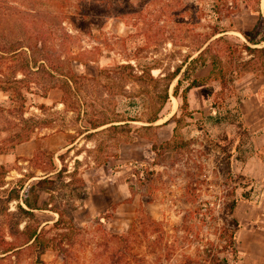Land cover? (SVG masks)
I'll return each instance as SVG.
<instances>
[{"label": "trees", "instance_id": "obj_1", "mask_svg": "<svg viewBox=\"0 0 264 264\" xmlns=\"http://www.w3.org/2000/svg\"><path fill=\"white\" fill-rule=\"evenodd\" d=\"M154 1L63 0L60 4L45 5L33 0H0V92L11 94L19 112L18 123L8 125V138L0 141V146L8 142L9 148H13L31 140L32 135L37 141L38 137L43 140L55 133L68 134L70 139L66 147L71 146L56 157L61 164L60 169L54 154H47L49 168L43 169V175L37 178L33 174L23 175L9 189L3 188L9 170L0 165L1 210L4 216H13L9 204L16 202L17 214L33 218L34 211L41 209L37 204L39 193L51 192L55 180H60L67 172L65 156L80 139L92 140L93 148L86 153H97L92 160L95 167L106 165L109 159L118 157L120 144L124 140L135 139L133 132L152 130L154 124L168 113L169 91L175 81L172 95L179 102L180 115L171 117L174 123L172 138L152 143L153 166L158 159L171 160L173 164L184 161L181 166L186 178L181 188L183 199L186 204L197 206L184 211L178 230L183 234L175 236L174 240L163 221L143 214L134 218L126 233L109 231L96 222L99 239L94 249L100 250L104 264H235L241 258L236 236L239 223L233 217V211L239 201H252L255 192L253 181L233 171L232 152L229 151L223 167L214 170L215 175L223 174V189L213 202L206 201V204L216 205L218 210L203 208L200 191L207 181L198 177L201 165L196 161L199 156L194 147L197 140L181 138L177 133L185 117L192 119L188 110V90L197 82V79H192V73L205 67L207 62L211 66L208 76L215 75L220 84V94L227 89L233 72H243L240 69L232 71L236 53L249 56L247 60L239 56L244 72L264 75V17L259 8L260 0H197L196 18L199 23L196 28L200 29L187 35L188 43L184 47L189 51L171 72L153 76V69L163 71L159 66L162 64L155 58H151V66L125 63L101 69L92 77L74 72L73 62L83 64L78 58L82 48L73 50L78 35L92 36V27L98 26L101 21L118 17L132 32L150 39L165 26H174L177 30L179 18H184L185 14L190 16L187 0H157L160 1L159 7ZM253 2L257 15L254 26L242 33L243 40L229 35L232 29L228 22L238 12L240 4L250 5ZM134 57L138 58L136 53ZM158 85L161 89L157 91ZM151 87L155 89L150 90ZM54 89L61 95L58 101L63 106L61 111H55L52 117L24 116L25 93L46 97ZM215 107V103L211 105L212 109ZM38 109L43 114L50 110L43 104ZM220 119L218 115L205 117V120L214 123H220ZM241 126L238 120L235 127L241 129ZM14 127L17 129L11 132ZM101 135H109L113 139L98 140ZM111 140L114 142L112 145ZM230 143L231 139L226 136L214 141L224 152ZM6 151L7 148L0 147V153ZM82 151L77 150L75 154L79 155ZM34 155L35 161L39 154ZM86 156L90 158V155ZM77 164L75 160L73 170L68 173L72 179L78 174ZM144 172L147 177L143 176ZM153 174L147 165L135 166L133 179L128 185L130 200L142 187L146 189L143 201H152L159 188L158 183H154L156 178ZM170 179L167 184H170ZM76 180L84 187L82 178ZM239 188L241 191H238ZM53 212L58 218L51 224L31 227L26 223L22 230L16 227L14 232L23 238L20 244L7 241L6 235L0 233V254H12L23 247L44 246L45 231L57 229L61 232L51 239V248L59 253L65 264L69 243L81 236L83 231L71 219H64L60 211ZM203 226L211 230L208 237L200 232ZM185 246L193 247L192 254L182 250ZM46 249L47 246H44L42 251Z\"/></svg>", "mask_w": 264, "mask_h": 264}, {"label": "rangeland", "instance_id": "obj_2", "mask_svg": "<svg viewBox=\"0 0 264 264\" xmlns=\"http://www.w3.org/2000/svg\"><path fill=\"white\" fill-rule=\"evenodd\" d=\"M33 1L45 5H56L62 3L63 0ZM196 2L197 0H187L190 16L188 17L184 13V18H179L177 30L174 26L171 28L165 26L164 30L156 31L157 33H154L150 39L142 34L132 32L130 27L118 17L101 21L98 26L92 27V36L78 35L75 42L76 47L73 50L77 51L78 49L79 51L82 48L78 58L83 64L73 62L74 72L77 75L92 77L101 69L125 63L131 65L141 63L143 64L141 66H151L149 65L151 58L159 61L162 64L159 66L163 70L153 69V76H158L161 72L173 71L189 51L184 47L188 43L187 35L200 29L196 28L199 23L196 18L198 13ZM154 4L159 7L160 1L155 0ZM254 8V2L250 5L240 4L238 12L228 22L232 29L229 35L243 40L242 33L249 31L256 23L257 15ZM261 12L264 13V4L261 6ZM135 53L138 58L134 57ZM239 56L244 58L243 60L249 59L246 53L235 54L232 71L240 69L239 71L243 70V72L239 74L233 72L223 94H220V84L215 80V75L208 76L211 70L209 62L205 67L192 73V79H197V82L192 84L188 90V110L192 113V119L185 117L177 133V136L181 138L193 139L195 142L197 140V144L194 145L199 152L196 161L201 165L198 177L205 179L208 183L201 186L200 197L203 208L218 210L216 205L206 204V201L213 202L214 197L223 189L221 186L224 180L223 174L215 175L214 170L225 163L229 151L232 152L233 171L241 175L246 174V163L253 156L254 149L252 136L246 130L248 125L252 130L257 129V132L260 131V133L264 130V75L251 73L247 70L244 72L245 67L240 64L242 59H239ZM19 77L20 75H18ZM174 85L175 81L169 91L168 113L166 112L163 118L154 124L155 127L152 130L133 132L132 135L135 139L124 140L119 146L118 157L109 159L106 165L95 167L92 160L97 153H86L93 148L92 140L80 139L76 147L65 156L64 163L67 172L60 180H55L51 192L42 191L39 193L37 204L41 209L34 211L33 218L17 214L14 207L16 202L9 204V211L14 215L4 216L1 208L3 204H0V233L6 235V240L20 244L23 238L14 232L16 227L22 230L26 223L31 227H35L37 224H51L58 218L53 212L56 210L63 214L64 219H71L83 231L81 236L75 237L69 243V253L65 264H104L102 263L103 258L99 255L100 250L94 249L96 241L99 239L96 222L109 231L126 233L134 218L143 214L152 219L163 221L165 228L172 233V240L175 239V236H181L183 232L178 230L184 211L197 206V204L188 205L183 199L181 188L186 178L181 166L184 161L179 163L176 161L177 164H173L171 160L158 159L157 164L153 166L155 157L151 151L152 143H161L172 138L174 123L171 121V117L180 115L179 102L172 95ZM153 89L155 88H150V90ZM160 89L161 85H158L155 90ZM25 96V117L32 115L52 117V113L61 111L63 108L58 103L61 95L56 89L50 91L46 97L29 93H25ZM11 98L10 93L0 92V141L8 138L9 130H6L8 125L18 123L19 112L16 103ZM214 103L216 107L212 109L211 105ZM41 104L50 110L43 114L38 109ZM209 115H218L221 117V122L214 123L212 120H205V117ZM54 116L60 118L59 115L54 114ZM238 120L241 121V129L235 127ZM15 129L17 128L14 127L11 132ZM34 136L32 135L30 141H36ZM224 136L231 139L225 152L214 144V141ZM107 138L113 139L109 135L108 137L106 135L97 137L98 140L103 141H106ZM69 139L70 136L66 133L51 134L49 138L43 140L38 137L37 143L34 142L35 151L30 157L27 156L29 151L27 148L16 150L14 147L11 150L10 144L4 142L0 147L7 148L5 164L9 173L5 178L3 188L14 187L16 181L23 175L33 174L36 176L35 178L43 175V169L49 168L46 155L52 153L54 157H57L65 153L71 147H66ZM111 141L112 145L114 142ZM77 150L83 151L76 155ZM35 153L39 154V157L34 161ZM86 155H90V158ZM27 159L30 161H25ZM75 160L78 161V174L75 179H72L68 173L73 170ZM56 163L60 169L59 160L56 159ZM138 164L147 165L156 178L154 183L159 185L156 196L149 203L143 201L146 189L142 187H139L137 195L130 200L128 185L133 179L132 171ZM143 176L147 177L146 172L143 173ZM76 178L84 180V187ZM168 179H170V184H167ZM32 180H29L26 185ZM253 184L259 194L263 192L264 183L253 181ZM238 191L241 189L239 188ZM259 194L253 195L251 203L239 202L233 212V217L239 223L236 236L241 258L235 264H264V214L257 206L261 197L258 198ZM0 195H2L1 192ZM60 232L61 230L57 229L45 231L43 238V241H46L44 246H47L45 251H42L44 246L23 247L12 254H0V264H63L62 257L54 251V248H51V239ZM200 232L203 236L208 237L211 230L203 226L200 228ZM182 250L192 254L193 247L185 246Z\"/></svg>", "mask_w": 264, "mask_h": 264}, {"label": "crops", "instance_id": "obj_3", "mask_svg": "<svg viewBox=\"0 0 264 264\" xmlns=\"http://www.w3.org/2000/svg\"><path fill=\"white\" fill-rule=\"evenodd\" d=\"M263 4H264V0H260V4H259L260 12H261V6ZM261 13L264 17V13L263 12H261ZM263 46H264V44H263ZM246 130L249 131L250 136H252V140L254 141V144H253L254 149H253V156L247 160L246 167H245V173H246L245 175L247 178H249L250 180H252L254 182L264 183V130L262 131V133H260V131L257 132V129L252 130L249 125H248V129L246 128ZM50 136L51 135H49L47 137L49 138ZM47 137H45L44 139H46ZM34 142H35V144L37 143L36 141H34ZM34 142L29 140L27 142L17 144L14 147L16 150H18L20 148H27L29 150L27 156L30 157L33 155L35 148H36V146L34 145ZM14 147L11 148V150L14 149ZM6 157H7V152L0 153V158H1L0 165H4L7 168V165L5 164ZM54 159L56 161L57 158L54 157ZM29 160L30 159H27L25 161H29ZM257 194H259V192L257 190H255V192L252 194V197H253V195L256 196ZM259 197H260V201L258 202L257 206L262 211V213L264 214V190H263V192H261L258 195V198ZM239 202L251 203V202H253V199H252V201H239ZM236 207H237V205H236ZM236 207H235V209H236ZM237 245H238V241H237Z\"/></svg>", "mask_w": 264, "mask_h": 264}]
</instances>
